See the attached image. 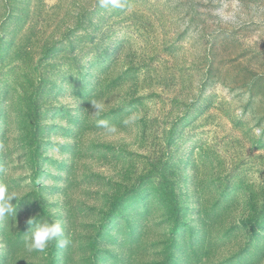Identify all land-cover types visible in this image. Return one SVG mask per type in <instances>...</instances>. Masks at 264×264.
<instances>
[{"label":"rangeland","instance_id":"obj_1","mask_svg":"<svg viewBox=\"0 0 264 264\" xmlns=\"http://www.w3.org/2000/svg\"><path fill=\"white\" fill-rule=\"evenodd\" d=\"M119 2L0 0V264H264V0Z\"/></svg>","mask_w":264,"mask_h":264},{"label":"clouds","instance_id":"obj_2","mask_svg":"<svg viewBox=\"0 0 264 264\" xmlns=\"http://www.w3.org/2000/svg\"><path fill=\"white\" fill-rule=\"evenodd\" d=\"M109 5L114 8L121 6L119 0H100L101 7H108ZM90 104L97 115L103 110V104L100 102L92 100ZM97 126L105 129L108 133L116 131L115 126L110 125L108 121L103 119L97 121ZM256 134L259 136L261 130L256 129ZM13 199L16 200V196L9 192L7 185L0 184V218L9 214L15 215V205L11 203ZM26 223L31 226L25 235V248L28 251L43 252L49 243L54 240L57 241V245L60 247H63L67 243L64 239H58L64 235L61 223L58 220L50 222L47 219L39 220L37 216H33Z\"/></svg>","mask_w":264,"mask_h":264}]
</instances>
